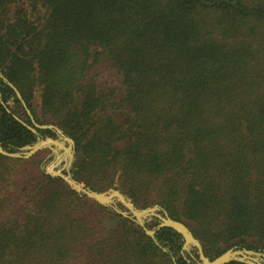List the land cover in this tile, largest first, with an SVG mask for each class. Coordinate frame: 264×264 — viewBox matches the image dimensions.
I'll use <instances>...</instances> for the list:
<instances>
[{
  "label": "trees",
  "instance_id": "trees-1",
  "mask_svg": "<svg viewBox=\"0 0 264 264\" xmlns=\"http://www.w3.org/2000/svg\"><path fill=\"white\" fill-rule=\"evenodd\" d=\"M0 72L5 150L57 137L11 83L75 141V182L161 207L210 260L264 254V0H0ZM48 155L0 154V264H198L174 230L155 242L48 174Z\"/></svg>",
  "mask_w": 264,
  "mask_h": 264
},
{
  "label": "water",
  "instance_id": "water-1",
  "mask_svg": "<svg viewBox=\"0 0 264 264\" xmlns=\"http://www.w3.org/2000/svg\"><path fill=\"white\" fill-rule=\"evenodd\" d=\"M9 86L15 91L17 98L21 102L24 107L26 113L30 117L32 123L37 129H51L57 133L59 140L53 138H47L45 140H40L37 145L32 147L25 148L23 151L19 153H10L2 147L0 143V154L5 157L15 158V159H29L39 151L45 148H51L54 146L55 149H52L53 154L55 155V162L48 168L46 171L48 174L62 178L66 183H68L73 189L78 192H81L87 195L89 198L95 200L96 202L108 206V207H116L111 202L114 199H118L122 205L128 210V212L132 215L133 218L137 221V223L143 228L145 233L150 236L155 242L156 240V232L165 228L172 229L178 234H180L184 239L183 249L185 251H191L192 249H196L198 254V264H230L232 262H237L240 264H264V254H260L259 252H255L247 249H239L238 247H234L214 260H210L204 254L203 246L199 240L195 238L191 230L187 227V225L181 221H177L172 219L169 214L159 206L147 208V209H136L134 205L119 191L111 190V195L106 196V194H98L88 190L83 184H78L72 179V176L65 175L62 170H55L57 164L62 160V156L65 154L69 156V164L70 168L71 162L75 153V141L70 137L66 136L61 130L55 128L53 125L42 126L36 123L34 116L26 105L22 95L18 91L16 87H14L11 83H8ZM15 119L30 129L33 133L37 134L36 129L28 126L22 120L15 116ZM68 146L65 147L64 144ZM29 150V151H27ZM62 153V154H61ZM125 216H128V213H125ZM149 216H154L158 220V225L153 230H149L145 224V218Z\"/></svg>",
  "mask_w": 264,
  "mask_h": 264
},
{
  "label": "rangeland",
  "instance_id": "rangeland-1",
  "mask_svg": "<svg viewBox=\"0 0 264 264\" xmlns=\"http://www.w3.org/2000/svg\"><path fill=\"white\" fill-rule=\"evenodd\" d=\"M1 73V72H0ZM103 81L105 82H112V83H117L119 81L118 77H116L115 74L111 73V72H106L104 75H103ZM116 77V78H115ZM10 110H16V104L14 101H10L8 103V106H7ZM36 114H39V111L38 109L36 108ZM40 125V124H39ZM42 126H47V125H42ZM55 127V126H54ZM57 129H59L58 127H55ZM60 130V129H59ZM62 131V130H61ZM63 132V131H62ZM57 134V133H56ZM54 139V138H53ZM56 140H59V137L57 136L55 138ZM43 140V139H42ZM38 143H36L35 145H37ZM65 147H67V144L65 143L64 144ZM45 149H49V150H52V149H55L54 146H51V148H45ZM29 151V150H27ZM62 154V153H61ZM62 160L57 164V166L55 167V170H62L63 173H68L70 171V168L68 167V164H69V156L65 157L64 155L62 156ZM55 162V155L53 154L52 157L51 156H47L45 161H44V167L45 168H48L50 167L53 163ZM111 191V190H110ZM110 191L108 193H102V194H106V196H109L111 195ZM120 192V191H119ZM127 198V197H126ZM131 203L132 201L127 198ZM113 205H117V204H122L118 199H114L112 202H111ZM133 204V203H132ZM134 205V204H133ZM155 207V206H154ZM137 209V208H136ZM154 216H149V217H146L145 218V224L146 226L147 225H151L153 224V221H154ZM201 243V242H200ZM239 248V247H238ZM239 249H245V248H239ZM194 250V249H193ZM248 250V249H247ZM256 252V251H255ZM260 254H263L261 252H259Z\"/></svg>",
  "mask_w": 264,
  "mask_h": 264
},
{
  "label": "flooded vegetation",
  "instance_id": "flooded-vegetation-1",
  "mask_svg": "<svg viewBox=\"0 0 264 264\" xmlns=\"http://www.w3.org/2000/svg\"><path fill=\"white\" fill-rule=\"evenodd\" d=\"M68 146V145H67ZM65 157H67V155L65 154Z\"/></svg>",
  "mask_w": 264,
  "mask_h": 264
}]
</instances>
